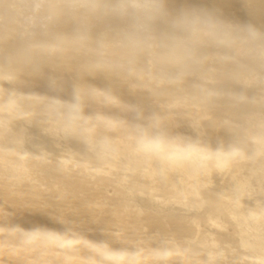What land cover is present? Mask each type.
<instances>
[{
    "label": "bare ground",
    "instance_id": "obj_1",
    "mask_svg": "<svg viewBox=\"0 0 264 264\" xmlns=\"http://www.w3.org/2000/svg\"><path fill=\"white\" fill-rule=\"evenodd\" d=\"M38 1L42 6L27 20ZM0 16L8 19L0 22V79L10 81L8 93L0 82V182L27 192L39 186L24 150L20 108L66 103V113L75 115L94 102L102 123L74 145L58 141L62 150L87 161L83 166L92 172L108 166L146 175L152 201H165V193L197 201L207 193L213 205L205 210L207 220L223 224L228 213L246 223L238 244L264 264V215L242 208V196H253L251 203L264 211L256 198L264 195V116L248 119L254 147L234 134L240 112L258 114L261 101L251 86L264 94L255 62L257 55L264 58V0H0ZM239 142L256 164L226 158L228 146ZM211 157L225 173H213ZM91 158L103 166L93 167ZM216 175L222 182L214 185ZM22 200L7 206L0 200V264H102L98 258L108 264H203L178 244L172 249L152 242L147 229L133 225L113 244L107 228L119 222L113 215L61 221L63 212L52 207L49 222L42 218L46 204L35 215L29 209L34 199ZM97 226L107 230L98 233ZM74 230L83 234L79 241L60 240V231ZM194 242L209 251L214 240Z\"/></svg>",
    "mask_w": 264,
    "mask_h": 264
},
{
    "label": "rangeland",
    "instance_id": "obj_2",
    "mask_svg": "<svg viewBox=\"0 0 264 264\" xmlns=\"http://www.w3.org/2000/svg\"><path fill=\"white\" fill-rule=\"evenodd\" d=\"M40 5L42 6L38 1L32 9L26 11L27 20L35 16L33 12L36 13L40 9ZM7 20L0 16V22ZM21 35L29 37L28 32H23ZM99 55L102 56V53L98 49ZM255 62L258 70L256 75L262 80L264 78V58L257 55ZM0 82L2 83L1 88L5 93H8L10 90L8 88L9 79L1 78ZM257 86L253 85L251 89L261 101L256 109L260 115L253 112H240L237 115L238 124L235 125L234 130L237 137L251 146L254 143L248 130L250 125L248 119L264 116V94H261ZM40 103L39 101L33 102L32 111L20 108L17 113L27 127L24 150L28 165L33 167L35 175L39 177L38 189L34 192H27V189L21 185L10 189L7 183L0 182V200L5 202H3L4 206L8 205V200L16 201L22 205L24 202L22 199L29 196L34 199V205H30L29 209L35 215L43 211L40 209L42 204L47 205L42 218L49 222H53L54 219V215L49 211L52 207L60 208L63 212L61 221H70L78 217L83 223L93 217L106 219L113 215V220L119 221L113 227H107L109 230H113V244L117 240L116 236L125 235L123 229L126 225H133L138 230L146 231L145 229H147L146 232L153 236L152 242L163 243V247L172 249L178 244L180 251L188 254L187 256L193 260L199 259L198 261L203 264H261L256 256H252L250 249L238 244V237L246 233L243 230L246 223L238 222L236 217L228 213L223 214V224L218 223L223 226H218L217 223L214 225L207 220L205 210L209 206L213 207L207 193L197 201H194L191 196H184L186 198L184 199L183 195H178L177 201H174L176 199L169 193H165V201H152V192L148 190L150 184L147 183L146 177L143 178L146 175L136 172L137 175L133 176L129 171L110 169L108 166H104V171L92 172L83 166L87 161L77 160L62 150L57 144L58 141L64 143L65 140H69V143L74 145V140L86 138L88 128L102 123L100 119L95 118V114L99 110L97 104L89 102L84 108L76 109L75 115H70L66 113V103L58 104L51 110H48L45 105L40 107ZM203 134L206 135L205 131ZM198 149L205 150L206 147L199 145ZM226 153V158L231 162L233 159L240 158L247 165L257 163L256 159L247 157L244 145L240 142L229 145ZM18 157V155H13L11 161H17ZM209 163L214 169V174L219 173L220 170L225 173V169H219L216 166L212 157L209 158ZM90 165L95 168L103 166L100 161L93 158L90 160ZM234 170H237L236 166L232 167L233 172H235ZM240 175L238 174L237 177ZM228 178L226 175L224 180L227 182ZM162 179L166 180L168 177L162 176ZM215 180L214 185L222 182V176L216 175ZM225 192L228 193V197H232L231 199L238 198L234 194H229V190H225ZM259 197L264 205V195L256 196V198ZM253 198L255 197L242 196L245 202L242 208H251L259 215H264L262 209L251 203ZM240 209H236V211L239 212ZM237 228H241L240 233L236 231ZM95 230L99 233L107 229L97 226ZM60 232V240L63 237H69L68 241H79L83 235L79 230ZM189 238L191 240L194 238L192 241L194 244L189 242L191 241ZM195 238H206L212 242L214 240V242L209 245L210 250L206 251V247L203 248L195 244ZM113 250L116 251L115 247ZM77 252L80 254L86 251L79 248ZM86 255L89 257L88 254ZM98 261L108 264L104 258H98ZM163 263L167 264L164 259H161L157 264Z\"/></svg>",
    "mask_w": 264,
    "mask_h": 264
}]
</instances>
